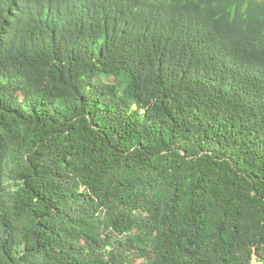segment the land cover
<instances>
[{
	"label": "trees",
	"instance_id": "16d2710c",
	"mask_svg": "<svg viewBox=\"0 0 264 264\" xmlns=\"http://www.w3.org/2000/svg\"><path fill=\"white\" fill-rule=\"evenodd\" d=\"M254 260L264 0H0V264Z\"/></svg>",
	"mask_w": 264,
	"mask_h": 264
},
{
	"label": "rangeland",
	"instance_id": "374dc122",
	"mask_svg": "<svg viewBox=\"0 0 264 264\" xmlns=\"http://www.w3.org/2000/svg\"><path fill=\"white\" fill-rule=\"evenodd\" d=\"M254 262L257 263V264H259L256 260H254ZM254 262H253V263H254Z\"/></svg>",
	"mask_w": 264,
	"mask_h": 264
}]
</instances>
